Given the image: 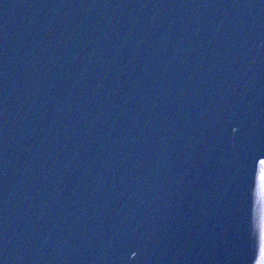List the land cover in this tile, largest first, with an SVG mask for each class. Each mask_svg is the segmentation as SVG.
Wrapping results in <instances>:
<instances>
[{
    "label": "snow or ice",
    "instance_id": "obj_1",
    "mask_svg": "<svg viewBox=\"0 0 264 264\" xmlns=\"http://www.w3.org/2000/svg\"><path fill=\"white\" fill-rule=\"evenodd\" d=\"M259 168L261 176L264 177V159L259 160ZM256 183L255 169L253 170L252 175L249 178V198L251 199L252 195V186ZM261 240V254L264 255V233L259 234ZM260 264H264V259H261Z\"/></svg>",
    "mask_w": 264,
    "mask_h": 264
}]
</instances>
